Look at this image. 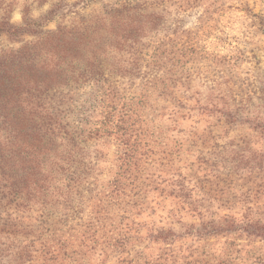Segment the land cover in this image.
Listing matches in <instances>:
<instances>
[{"label":"rangeland","instance_id":"374dc122","mask_svg":"<svg viewBox=\"0 0 264 264\" xmlns=\"http://www.w3.org/2000/svg\"><path fill=\"white\" fill-rule=\"evenodd\" d=\"M124 1L154 28L115 53L126 72L64 105L97 196L73 192L52 208L68 257L0 264H264V0H0V23L9 7L13 25L24 7L32 19L57 7L43 28L55 29ZM19 45L0 35V52ZM124 102L126 145L114 133L85 138ZM123 159L125 194L105 198Z\"/></svg>","mask_w":264,"mask_h":264},{"label":"trees","instance_id":"16d2710c","mask_svg":"<svg viewBox=\"0 0 264 264\" xmlns=\"http://www.w3.org/2000/svg\"><path fill=\"white\" fill-rule=\"evenodd\" d=\"M56 10L32 19L30 8L24 7L23 22L13 25L9 7L0 23V35L20 43L0 52V236L10 241H0V257L9 256L13 262L30 260L35 252L44 260L68 257L63 250L73 243L62 240L52 208L66 202L73 192H88L94 200L97 194L87 183L91 166L82 152L84 137L64 122V105L84 85L103 90L107 75L126 72L115 53L129 52L137 38L155 26L143 19L141 6L124 1L44 30ZM23 35L34 40L24 41ZM128 106L124 102L116 122L112 112H107L85 138L114 133L126 145ZM124 160L118 177L102 188L105 198L125 194L130 164ZM96 199L100 213L105 199ZM32 209L36 210L34 218L28 214Z\"/></svg>","mask_w":264,"mask_h":264}]
</instances>
